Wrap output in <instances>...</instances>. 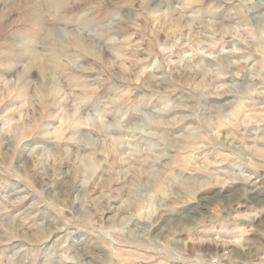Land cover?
I'll use <instances>...</instances> for the list:
<instances>
[{
	"label": "rangeland",
	"instance_id": "374dc122",
	"mask_svg": "<svg viewBox=\"0 0 264 264\" xmlns=\"http://www.w3.org/2000/svg\"><path fill=\"white\" fill-rule=\"evenodd\" d=\"M0 264H264V0H0Z\"/></svg>",
	"mask_w": 264,
	"mask_h": 264
}]
</instances>
